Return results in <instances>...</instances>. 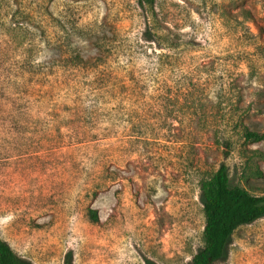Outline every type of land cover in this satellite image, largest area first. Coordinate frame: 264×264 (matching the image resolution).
<instances>
[{
    "label": "rangeland",
    "instance_id": "obj_1",
    "mask_svg": "<svg viewBox=\"0 0 264 264\" xmlns=\"http://www.w3.org/2000/svg\"><path fill=\"white\" fill-rule=\"evenodd\" d=\"M153 1L0 0V237L29 264H187L201 180L264 195V0ZM214 264H264V216Z\"/></svg>",
    "mask_w": 264,
    "mask_h": 264
},
{
    "label": "trees",
    "instance_id": "obj_2",
    "mask_svg": "<svg viewBox=\"0 0 264 264\" xmlns=\"http://www.w3.org/2000/svg\"><path fill=\"white\" fill-rule=\"evenodd\" d=\"M138 4L153 0H137ZM262 134L245 130L243 138L247 142L259 141ZM199 189L202 196L204 224L202 229V248L187 264H214L222 258L227 242L233 232L242 225L250 224L264 216V195L255 196L245 188L229 185L224 165L208 178L201 180ZM92 221L97 220L94 210H88ZM0 264H29L18 257L0 237Z\"/></svg>",
    "mask_w": 264,
    "mask_h": 264
}]
</instances>
